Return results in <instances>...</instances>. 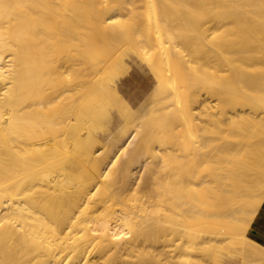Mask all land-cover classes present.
<instances>
[{
	"label": "bare ground",
	"instance_id": "bare-ground-1",
	"mask_svg": "<svg viewBox=\"0 0 264 264\" xmlns=\"http://www.w3.org/2000/svg\"><path fill=\"white\" fill-rule=\"evenodd\" d=\"M125 44L156 75L132 100ZM255 131L264 0H0V264L264 262Z\"/></svg>",
	"mask_w": 264,
	"mask_h": 264
},
{
	"label": "rangeland",
	"instance_id": "rangeland-1",
	"mask_svg": "<svg viewBox=\"0 0 264 264\" xmlns=\"http://www.w3.org/2000/svg\"><path fill=\"white\" fill-rule=\"evenodd\" d=\"M110 70H114V72L116 73V75L114 74L113 78H112V85L113 87L117 88L118 92L121 94V96L125 99H133V97L135 95H137V93H139L141 90L146 89L147 87L151 86V81H150V77L153 76L156 78V75L150 71L149 67L140 59L137 57V54L135 52V50L128 44H125L123 46V49L121 51L118 52V54L113 58V60H111L107 66ZM100 90L98 89L97 93ZM96 108H93V111H95ZM94 117H96V113L95 112H91V114L88 116L87 119V124L90 127H100V125L106 126V120L104 118H98V120L94 119ZM252 133V132H251ZM255 134V137H253V140L255 139H262L264 138V133L259 135V131L258 133L255 131L253 132ZM264 153H260L259 152V159H258V163L262 164L261 162H264ZM262 160V161H261ZM262 208V212H263ZM259 211L254 212L255 214H259ZM252 213V212H251ZM253 214V213H252ZM253 214V216L255 215ZM256 216V215H255ZM254 216V218H255ZM238 228L235 230L233 228V232L231 231V233H234L235 236H237V234L239 235L240 232H242V234H244L246 232L247 234V228H245V232L243 233L242 230L239 229L240 226H237ZM202 228H206V225H202ZM242 228V226H241ZM244 228H242L244 230ZM249 228V227H248ZM238 229L240 231H238ZM247 229V230H246ZM237 230V232H236ZM241 235V234H240ZM249 236V235H248ZM250 237V236H249ZM155 242V241H154ZM157 242V241H156ZM155 242V244H156ZM228 242V241H227ZM160 245V241L157 242ZM224 244L226 243L223 242ZM223 243H221V245L219 246V248L222 246V248H220L219 250L217 249V256H216V263L214 260H212L211 258L208 260V257H204V261L202 264H209V262L211 264H217L218 260H224L226 259L227 255H234L237 256L238 260L245 263V264H264L263 261L259 260V263L257 260L254 261V259L249 257L247 258V261H242L243 258H240L238 256V254L234 251L232 252L231 250H235V246H232V242H229V244L231 243L230 247L233 248L229 251H227L228 249H230V247L228 248V244H225L226 246L224 247ZM235 245V244H234ZM224 247V248H223ZM227 249V250H226ZM206 259V260H205ZM211 260V261H210ZM244 260V259H243ZM208 261V262H207ZM207 262V263H206ZM191 263V262H190ZM187 263V264H190Z\"/></svg>",
	"mask_w": 264,
	"mask_h": 264
},
{
	"label": "crops",
	"instance_id": "crops-1",
	"mask_svg": "<svg viewBox=\"0 0 264 264\" xmlns=\"http://www.w3.org/2000/svg\"><path fill=\"white\" fill-rule=\"evenodd\" d=\"M247 234L264 243V209L262 213L255 216L247 230Z\"/></svg>",
	"mask_w": 264,
	"mask_h": 264
}]
</instances>
